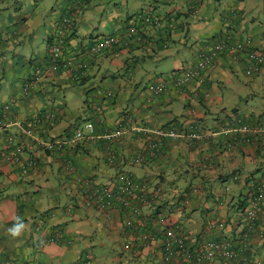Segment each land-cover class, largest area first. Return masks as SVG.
<instances>
[{
	"label": "crops",
	"instance_id": "1",
	"mask_svg": "<svg viewBox=\"0 0 264 264\" xmlns=\"http://www.w3.org/2000/svg\"><path fill=\"white\" fill-rule=\"evenodd\" d=\"M260 1L88 0L79 9L76 0H0V118L13 106L0 128V264H171L151 240L163 237L157 214L195 242H232L242 258L264 264V204L253 230L242 216L264 171V66L235 51L243 44L264 53ZM141 15L160 24L148 26ZM65 17L75 27L63 59H82L86 69L51 67ZM107 37L122 43L82 56ZM219 41L228 49L201 71L202 81L176 88L177 74ZM159 82L167 91L157 95L151 87ZM30 126L33 139L20 131ZM120 127L126 133L116 138ZM78 131L71 151L65 143ZM48 142L63 146L47 151ZM154 142L159 152L150 149ZM118 174L148 183L144 198L107 210L87 206L86 195ZM16 217L25 230L13 240L6 230Z\"/></svg>",
	"mask_w": 264,
	"mask_h": 264
},
{
	"label": "built area",
	"instance_id": "2",
	"mask_svg": "<svg viewBox=\"0 0 264 264\" xmlns=\"http://www.w3.org/2000/svg\"><path fill=\"white\" fill-rule=\"evenodd\" d=\"M88 0H76V3L79 9H81L84 5H86ZM142 22H145L148 26L159 25L157 19L153 16L141 15L137 18ZM75 21L70 17L62 18L57 28V33L55 38L52 41L50 47V61L52 64V68L54 70H66L72 71L76 67L81 69L88 68V64L80 59L77 60L63 59L65 54V48L67 42L72 35V31L74 30ZM121 39L118 37H107L95 40L90 47L85 49V52L82 56L85 57H96L102 55L113 48H118L121 44ZM227 48L225 42L219 41L213 47V53L202 54L198 58L197 64L194 68L187 70L183 73L177 74V76L173 80L174 85L178 89H183L192 82L202 81L201 80V71L208 70L214 60L217 58L219 53H223ZM235 51L245 52L247 60L253 64L258 66H264V53H259L257 51H250L246 49L243 44H239L236 46ZM38 79L36 78V81ZM35 81V82H36ZM151 90L160 95L167 91V83L159 82L157 85L151 87ZM12 105H7L4 108L3 115L0 118V128H5L7 126L8 121V113L11 111ZM88 128L91 132H93V126L88 125ZM132 130L142 131L141 129L132 128ZM23 137L26 138H34L35 130L30 127H21L20 129ZM145 133H151L152 136L157 138H166L170 137H179V135L170 130L167 132H152L149 130H143ZM251 129L248 127L243 128V132L251 133ZM253 132V131H252ZM260 133H264V129L260 128L258 130ZM126 133L125 128L120 127L115 133L114 137L118 138L123 136ZM255 133V131L253 132ZM82 132L78 131L75 138L69 143H65L68 146L69 150H73L78 141L82 139ZM190 138L196 139L197 136L193 135ZM63 143L57 142H48L45 147L47 151H52L58 148H61ZM161 148L160 144L150 143V149L154 152H159ZM110 165L115 163V156H111L108 160ZM135 163H143L142 157H137L135 159ZM259 182L255 184V192L250 193V197L248 200L247 207L243 211V220L245 222V227L248 231L253 230L257 218L259 216V212L261 207L264 204V172L258 174ZM115 185V186H113ZM111 186H103L98 187L88 193L86 195V203L87 206L91 208H95L98 210H107L111 208L115 202H122L126 207L129 206V200H140L144 198V193L149 189L148 183H139L137 184L136 180H134L131 176L127 174H118V176L114 180V184ZM137 213V210H134ZM139 213V212H138ZM158 224L164 227L163 237L160 238V241L155 237H152V241L161 242L160 250L164 254L165 260L170 262L171 264H205L209 262H213L216 258H221L222 260L229 262H238L239 264H258L254 262H250L248 259H245V256L242 258L243 250L238 249L232 242L228 243H218L215 241L211 242H195L192 238L188 237L187 234L184 233L182 227L174 222H172L171 218L167 214H157L156 219ZM128 226H131V223H127ZM246 242H249V236L246 235ZM132 243H126L125 249H132Z\"/></svg>",
	"mask_w": 264,
	"mask_h": 264
},
{
	"label": "clouds",
	"instance_id": "3",
	"mask_svg": "<svg viewBox=\"0 0 264 264\" xmlns=\"http://www.w3.org/2000/svg\"><path fill=\"white\" fill-rule=\"evenodd\" d=\"M24 230H25L24 222L19 217H16L15 223H13L11 227L7 228L6 231L8 236L11 239L15 240L23 234Z\"/></svg>",
	"mask_w": 264,
	"mask_h": 264
},
{
	"label": "rangeland",
	"instance_id": "4",
	"mask_svg": "<svg viewBox=\"0 0 264 264\" xmlns=\"http://www.w3.org/2000/svg\"><path fill=\"white\" fill-rule=\"evenodd\" d=\"M260 5V9H261V13L264 14V3L261 0L260 3H258ZM257 14L259 15L258 9H256ZM264 23V21H263Z\"/></svg>",
	"mask_w": 264,
	"mask_h": 264
},
{
	"label": "trees",
	"instance_id": "5",
	"mask_svg": "<svg viewBox=\"0 0 264 264\" xmlns=\"http://www.w3.org/2000/svg\"><path fill=\"white\" fill-rule=\"evenodd\" d=\"M74 27H75V26H74ZM73 32H74V30L72 31V33H73ZM72 33H71V34H72ZM94 58H95V57H94ZM262 172H264V171H260L259 173H262ZM259 173H258V174H259ZM246 235L249 236L248 234H246ZM246 235H245V238H246ZM214 261H215V260H214Z\"/></svg>",
	"mask_w": 264,
	"mask_h": 264
}]
</instances>
